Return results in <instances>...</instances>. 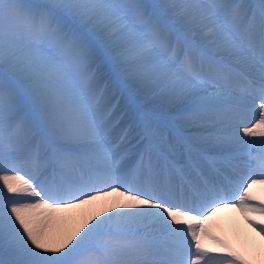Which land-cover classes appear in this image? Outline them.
<instances>
[{"label":"snow or ice","instance_id":"obj_1","mask_svg":"<svg viewBox=\"0 0 264 264\" xmlns=\"http://www.w3.org/2000/svg\"><path fill=\"white\" fill-rule=\"evenodd\" d=\"M256 184L264 0H0V264H264Z\"/></svg>","mask_w":264,"mask_h":264},{"label":"bare ground","instance_id":"obj_2","mask_svg":"<svg viewBox=\"0 0 264 264\" xmlns=\"http://www.w3.org/2000/svg\"><path fill=\"white\" fill-rule=\"evenodd\" d=\"M150 107H163L169 114L176 110L168 105H162L156 97L144 98V94L138 95ZM252 194L258 199H264V185L256 184L252 188ZM120 200L119 197L112 196L107 198L108 203ZM208 230L216 236L225 239L239 254L251 258L254 253H258L264 241L260 236L246 223L244 215L233 209H222L205 225ZM209 247H213L212 241H207Z\"/></svg>","mask_w":264,"mask_h":264},{"label":"rangeland","instance_id":"obj_3","mask_svg":"<svg viewBox=\"0 0 264 264\" xmlns=\"http://www.w3.org/2000/svg\"><path fill=\"white\" fill-rule=\"evenodd\" d=\"M140 98V97H139ZM141 99V98H140ZM144 102V101H143ZM145 103V102H144ZM146 104V103H145Z\"/></svg>","mask_w":264,"mask_h":264}]
</instances>
